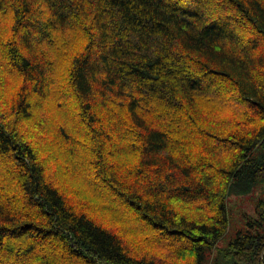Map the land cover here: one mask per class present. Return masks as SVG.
Listing matches in <instances>:
<instances>
[{
  "label": "trees",
  "instance_id": "obj_1",
  "mask_svg": "<svg viewBox=\"0 0 264 264\" xmlns=\"http://www.w3.org/2000/svg\"><path fill=\"white\" fill-rule=\"evenodd\" d=\"M0 264H264V0H0Z\"/></svg>",
  "mask_w": 264,
  "mask_h": 264
},
{
  "label": "rangeland",
  "instance_id": "obj_2",
  "mask_svg": "<svg viewBox=\"0 0 264 264\" xmlns=\"http://www.w3.org/2000/svg\"><path fill=\"white\" fill-rule=\"evenodd\" d=\"M230 207L232 212L231 224L228 233L222 238V240L218 244L220 248L226 247L231 242V240L236 236L237 230L244 228L245 225L241 221V211L235 208L234 205H230Z\"/></svg>",
  "mask_w": 264,
  "mask_h": 264
}]
</instances>
